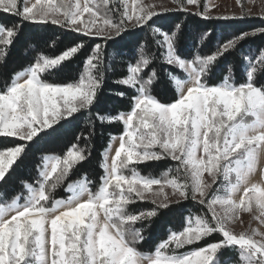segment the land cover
I'll return each mask as SVG.
<instances>
[{"label": "snow or ice", "instance_id": "obj_1", "mask_svg": "<svg viewBox=\"0 0 264 264\" xmlns=\"http://www.w3.org/2000/svg\"><path fill=\"white\" fill-rule=\"evenodd\" d=\"M172 2L179 11L200 5V0ZM236 2L242 8L240 17L252 15L241 0ZM157 7L145 0H0V12L17 18L11 24L0 22V68L6 66L11 46L26 23H50L107 42L121 37L130 26L151 27L149 22L159 15ZM212 7L205 4L196 14L212 19ZM180 30V25L171 33L152 28L153 35L161 37L155 43L164 49L163 63L182 70L167 72L165 86L176 94L172 102H162L155 94L154 86L164 79L153 66L156 54L141 45L125 76L113 81L134 90L130 110L90 115L92 128L97 121L124 127L101 153L103 175L95 191L87 173H82L67 183L66 197L55 196L73 170L91 156L87 142L82 147L73 144L62 155L44 156L38 178L23 182L22 193L8 197L6 190H0V264H264V184L252 181L264 156V48L241 54L239 70L244 79L240 82L232 63L220 65V59L241 42L264 35V28L243 32L214 52L193 58H183L177 51ZM83 47L80 42L58 55H40L13 71L0 88V137L30 142L76 113H91L106 80L105 45H95L77 79H53ZM214 74H220V80L211 84ZM111 95L127 97L122 90ZM117 139L119 147L113 155ZM26 147L21 143L0 150V182L7 183L6 176ZM166 159L175 164L160 175L139 168ZM260 172L264 176V168ZM170 196L178 197L177 202L190 199L207 211L190 214L182 229L170 231L152 251L140 250L143 229L133 225L155 218L158 208L169 206ZM146 200L157 207L130 211L131 205ZM245 213L260 226L234 231L233 225ZM214 234L222 238L180 251ZM225 250H235L237 259L225 256Z\"/></svg>", "mask_w": 264, "mask_h": 264}, {"label": "trees", "instance_id": "obj_2", "mask_svg": "<svg viewBox=\"0 0 264 264\" xmlns=\"http://www.w3.org/2000/svg\"><path fill=\"white\" fill-rule=\"evenodd\" d=\"M17 18L3 12H0V22L11 24L16 22ZM151 27L143 28L130 27L121 37L114 40H105L100 37L83 36L67 29L60 28L58 25L47 24L38 25L26 23L18 39L11 46L8 54L7 64L0 68V88H3L5 82L9 79L14 70L26 67L40 55H58L67 47L83 42L84 47L70 61L65 62L53 79L57 82H71L79 77L85 71L87 58L92 54L95 45H105L103 49L104 61L107 68L106 80L102 91L99 94V104L94 106L91 113H76L73 117L60 121L53 125L52 129L41 132L30 142L20 141L17 138L0 137V150L8 147L17 146L26 143L27 147L22 156L12 166L8 176L7 183L0 182V190H6L7 196L12 197L14 193H22L23 182L34 183L38 178V169L42 163V158L46 155L64 154L70 146L78 144L84 146L87 142L91 145V156L88 160L78 165L64 181V184L56 189V197H66L65 186L71 180L80 177L82 173H87L92 182L91 187L95 191L100 183V177L103 170L100 167L101 153L108 145L110 137H118L122 134L124 127L122 123H105L98 121L95 127L89 125L90 115L94 118L97 111L116 112L120 110H130L131 97L135 95L134 90L127 87L118 86L113 81L126 74L127 64L139 57V47L144 45L150 53H155L157 60L153 66L157 68L164 79V83L154 86V92L162 102H172L175 92L168 84L167 72L172 71L180 74L182 71L175 66H169L163 63L160 54L164 49L157 46L155 41L161 39L154 36L152 28H160L162 31L171 33L176 30V25L181 26V30L176 39V48L183 58H193L197 54H210L216 50V47L223 42L243 33L252 32L259 28H264L263 16H245L224 19L223 17H213L205 19L190 11H167L159 13L149 22ZM207 33L205 39L201 37ZM54 42V43H53ZM264 48V35L258 34L241 42L238 49L232 53H226L220 59V65L232 63L236 71V80L240 82L244 79L240 72L241 54H255L258 49ZM220 80V74H214L209 83L215 84ZM122 90L127 93V97L119 99L111 95L112 91ZM92 135L89 137V132ZM79 138V139H78ZM175 162L171 160H161L159 162H149L139 165L142 173L160 175L165 169L174 166ZM264 178V176H263ZM157 207L150 201H137L130 206V211H148ZM158 215L151 221L137 222L133 227L142 228L145 239L137 247L142 251L150 252L161 241L168 238L170 231H178L185 226L186 218L190 214H199L206 212L207 209L192 200H182L170 204L167 208H158ZM222 237L214 234L205 241L197 245L186 246L180 251H188L193 247L203 246L210 241H217ZM224 255L231 257L233 261L237 259L235 250H225Z\"/></svg>", "mask_w": 264, "mask_h": 264}, {"label": "rangeland", "instance_id": "obj_3", "mask_svg": "<svg viewBox=\"0 0 264 264\" xmlns=\"http://www.w3.org/2000/svg\"><path fill=\"white\" fill-rule=\"evenodd\" d=\"M145 2L156 4L158 6L157 10L159 11V13L177 10V7H178L176 4L172 2V0H145ZM241 3L243 4L244 8L251 10L252 15H249V16H262L261 14L264 13V0H254V2L253 0H241ZM205 4L214 5V7L211 8V15L212 17H215V18L217 17L222 18L224 16H232V14H236V17H240L239 14L242 11V8L237 4L236 0H200L199 6L188 5L187 6L189 9L188 11L193 12V13L201 12L203 11V7ZM165 8L169 10L167 11L162 10ZM118 147H119V140L117 139L115 143L113 144V149H112L113 155H114L115 149ZM261 168H264V156L261 157L257 170L255 172L259 174L261 178L257 182L264 184V178L260 172ZM205 179L211 182L207 174L205 176ZM217 184H219V181H217ZM215 187L216 185L213 186V188ZM166 191H169V193L171 192L170 189H166ZM170 200H171L170 204L177 203L178 197L170 196ZM146 201H150V200H146ZM180 201L182 200H179V202ZM258 226H260L259 222L253 218V215L245 213V214H242L240 220L237 221L233 225V228H234V231L241 232V231H245L250 228H255ZM145 264H147V262H145Z\"/></svg>", "mask_w": 264, "mask_h": 264}, {"label": "bare ground", "instance_id": "obj_4", "mask_svg": "<svg viewBox=\"0 0 264 264\" xmlns=\"http://www.w3.org/2000/svg\"><path fill=\"white\" fill-rule=\"evenodd\" d=\"M260 175L257 174V173H254L253 176H252V181L253 182H257L258 180H260Z\"/></svg>", "mask_w": 264, "mask_h": 264}]
</instances>
